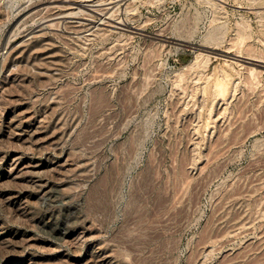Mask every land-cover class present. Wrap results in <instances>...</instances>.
I'll return each instance as SVG.
<instances>
[{
	"label": "rangeland",
	"instance_id": "374dc122",
	"mask_svg": "<svg viewBox=\"0 0 264 264\" xmlns=\"http://www.w3.org/2000/svg\"><path fill=\"white\" fill-rule=\"evenodd\" d=\"M38 1L0 0V54ZM123 9L122 35L56 36L53 78L0 57V264H264V0ZM26 108L39 144L5 127ZM14 152L66 166L9 176Z\"/></svg>",
	"mask_w": 264,
	"mask_h": 264
},
{
	"label": "bare ground",
	"instance_id": "6f19581e",
	"mask_svg": "<svg viewBox=\"0 0 264 264\" xmlns=\"http://www.w3.org/2000/svg\"><path fill=\"white\" fill-rule=\"evenodd\" d=\"M127 3L128 0H40L36 3L26 4L19 12L10 29L9 34L11 35L0 57H10L12 61L25 62L29 66H36L37 73L41 77L53 78L59 74L65 62L62 50L55 41L56 36H61L65 41H72L78 47H83L86 42L100 36L122 35L125 32H129L131 31L130 25L118 15V12ZM71 48H74V46ZM98 76L100 77V74ZM216 89L219 93H223L228 89V86L219 82ZM42 122L26 108L12 115L8 114L5 127L11 132L13 137L20 140L24 145L39 144L42 140L40 136L43 133ZM2 137L3 135H0V139ZM55 141V138L51 139L52 143H56ZM7 165L10 167L9 176L22 172L40 174L44 170H55L66 166L50 160L39 162L35 158H27L22 152H14L8 158ZM87 167V164L82 163L76 166L75 171L78 175H84ZM2 181L4 180L2 179ZM40 182L42 183V199L45 203L52 201L58 194L64 195L66 192L63 183L51 186L48 184V180L43 178H41ZM49 224L46 223L44 228L48 229ZM31 246L32 239L28 238L25 241V247L30 248Z\"/></svg>",
	"mask_w": 264,
	"mask_h": 264
}]
</instances>
